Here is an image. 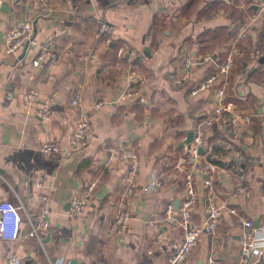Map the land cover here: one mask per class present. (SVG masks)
Here are the masks:
<instances>
[{
  "label": "crops",
  "instance_id": "crops-1",
  "mask_svg": "<svg viewBox=\"0 0 264 264\" xmlns=\"http://www.w3.org/2000/svg\"><path fill=\"white\" fill-rule=\"evenodd\" d=\"M3 1L6 5H2ZM188 1L47 0L41 4L40 0H0V200L21 202L31 214L40 209L42 203L37 195L43 191L48 195L50 210V225L39 237L27 234L29 226L21 212L17 238L0 239V264H5L10 251L21 257L22 264H165L171 237L181 231L175 223L162 220L159 227L165 230V238L155 242V231L147 220L163 216L167 202L182 191L181 179L173 178L172 162L186 156L187 149L182 144L187 132L211 107V93L199 92L193 98L189 91L212 71V65L193 66L185 84L176 85L174 75L183 54L196 58L213 53L222 58L227 36L247 13L259 10L263 3L219 0L218 9L208 10L205 5L213 0H200L189 12L185 10ZM203 8L206 13L198 14ZM24 18L32 21L35 36L58 52L55 66L47 67L44 61L32 65L35 49L24 44L18 48L16 57H21L14 63L3 61L16 58L4 51L6 30ZM100 21L114 28L109 41L99 32ZM258 23L263 27L264 8ZM219 27H224L221 43L210 47L209 41L203 42L207 37L201 40L205 30ZM260 33L251 32L247 43L259 44ZM123 43L137 51L133 60L118 54ZM255 72L260 73L255 65L238 60L225 89L226 100L238 112L253 114L252 122L239 123L237 133L227 116L216 128L224 134L219 138L235 137L236 147L249 156L250 163L245 166L249 196L241 200L239 211L257 224L264 222V83L262 77L256 79ZM31 87L38 89L39 99L28 107L21 94ZM127 88L139 91L146 102L128 96ZM73 97L88 107L91 125L90 138L76 149L67 147L76 119L69 103ZM96 101H101L99 107L93 106ZM41 103L51 111L46 122L35 113ZM213 129L205 133L207 142ZM46 133L60 145V154L43 155L39 151ZM120 142L135 146L138 153L137 185L129 199L126 230L109 236L105 227L126 185L125 163L109 152ZM215 149L218 157L212 162L219 161L214 164L230 170V153L221 146ZM38 173L44 179L40 189L29 183L30 177ZM150 175L157 177L161 185L144 194ZM219 178L220 171L213 176L216 193L211 200L216 205L226 197ZM88 183H94L89 204L80 215H71L69 198ZM195 186L198 199L193 221L199 223L205 217L209 191L200 177ZM232 226L236 228V219ZM227 228L224 218L215 235L201 234L181 264H206L211 249L215 264H252L241 262L236 243H224Z\"/></svg>",
  "mask_w": 264,
  "mask_h": 264
},
{
  "label": "built area",
  "instance_id": "built-area-1",
  "mask_svg": "<svg viewBox=\"0 0 264 264\" xmlns=\"http://www.w3.org/2000/svg\"><path fill=\"white\" fill-rule=\"evenodd\" d=\"M228 3L229 0H220ZM259 10L247 13L241 21L238 22L237 28L227 36L222 48V58L213 53H206L202 57L193 58L183 54L180 67L174 75L173 82L176 85L185 84L189 78L193 66L210 63L212 71L203 78L199 79L190 89L189 94L195 97L199 92L211 93V107L203 118H201L192 129V137L188 143L183 142L187 154L184 158H176L172 162L173 178H180L182 191L178 197L167 202L163 216H154L147 220L149 226L155 231V242H162L165 238V230L161 229L160 222L175 223L180 234L171 237L169 242V252L166 256L165 264H181L185 261L192 248L196 245L201 234L215 235L220 228L221 221L225 218L228 228L224 231L223 241L227 245L237 244L239 257L243 263H264V222L254 223L252 218H246L239 211L243 206L244 198L249 196L248 187L245 184V166L250 163L249 156L236 147L235 137L225 136L216 138L207 142L205 133L208 130L212 132L214 125L221 124L228 116L232 130L238 133L239 123H251L253 114L238 112L234 104L226 100L225 89L230 79L232 69L236 66L237 61L250 62L255 65L261 72L264 83V60H261L264 53L258 46V43L249 45L248 36L251 32H261L262 27L258 23L262 17L264 0ZM41 4H46L47 0H40ZM99 32L106 37V40L112 37L114 28L100 21ZM24 43L31 45L35 49V55L31 59L34 66L44 61L47 67H53L59 60V54L53 45L44 40L38 39L33 32V24L30 19H22L17 23H11L5 33L4 51L8 56L17 55V50ZM118 54L133 58L137 51L123 44L117 49ZM126 94L135 100L145 103V98L139 91L133 88H127ZM39 99L38 89L31 87L21 94V100L26 106L31 105ZM74 107L76 119L73 131L67 139V147L76 149L82 147L91 136L90 111L78 97H73L69 101ZM101 101H96L94 107H99ZM36 115L41 121L46 122L50 119V108L47 104L41 103L35 109ZM236 135V134H235ZM234 135V136H235ZM221 146L230 154L231 169L225 167L219 168L212 162L213 158L218 157L215 147ZM200 147L203 151H200ZM39 151L43 155H56L62 152L59 144L50 139L48 133L39 145ZM110 156H116L125 163L124 180L126 182L122 197L116 202L114 215L111 222L105 227V233L109 236L122 234L129 223L130 211L128 209L129 199L133 195L136 187L135 175L139 167V156L135 146L131 144L118 143L109 150ZM189 164V166H188ZM220 181L225 187L226 197L218 205L212 203L211 197L215 196L213 189V176L219 174ZM200 177L201 184L209 191V200L205 205V217L202 222L193 221L194 208L198 199V189L196 178ZM29 183L32 187L40 189L43 186L44 179L42 174H33ZM161 185L157 177L149 176L148 182L143 187L144 194L158 188ZM94 183H88L86 187L78 194L73 195L68 201V211L71 215H80L91 200V194ZM38 199L42 203L40 209L35 213H29L20 202L13 203L9 199L0 200V239L13 240L19 234L22 220L21 212L24 211L29 229V236H40L42 231L48 229L49 208L47 206L48 195L45 192L38 193ZM237 226L233 227L234 219ZM228 230V231H227ZM236 230V231H233ZM214 249L207 257L206 264H215ZM5 264H22L21 257L14 251H10L5 259ZM63 264H70L65 261Z\"/></svg>",
  "mask_w": 264,
  "mask_h": 264
},
{
  "label": "trees",
  "instance_id": "trees-1",
  "mask_svg": "<svg viewBox=\"0 0 264 264\" xmlns=\"http://www.w3.org/2000/svg\"><path fill=\"white\" fill-rule=\"evenodd\" d=\"M199 1L200 0H189L186 3L185 10L189 11V12L195 10V8H196V6H197ZM205 6L208 8V10L211 9V8L218 9L220 7L219 0H213L211 2H208ZM223 7L225 9H227V10L228 9L232 10L231 6L223 4ZM206 11H207V9L203 8L201 11H198V14H201L202 12L206 13ZM156 21H157V19H156ZM223 29H224V27H219V28H214V29H210V30H205V32L201 36V40L203 39V37H207L208 39L207 40L203 39V42H208L209 41L211 43L210 47H214L216 44L221 43L223 41V39H224V33L222 31ZM123 44H121L120 46H122ZM258 46H259V48H262L264 50V25H263L261 33H260V39H259ZM255 73H256L255 74L256 75V79L259 80V78L262 75L261 72L260 73L259 72L258 73L255 72ZM250 77L251 78H255L253 74H251ZM213 130H214L213 131L214 132L213 135H211V137L208 138L210 141L214 140L217 137H223L224 136L223 132L218 130L215 125H214V129ZM214 162L215 163L216 162L220 163L219 161H214ZM257 264H264V263L259 262Z\"/></svg>",
  "mask_w": 264,
  "mask_h": 264
},
{
  "label": "water",
  "instance_id": "water-1",
  "mask_svg": "<svg viewBox=\"0 0 264 264\" xmlns=\"http://www.w3.org/2000/svg\"><path fill=\"white\" fill-rule=\"evenodd\" d=\"M2 5H6L5 1H3ZM24 46L26 47V46H27V43H24ZM19 57H21V55H19V56L16 57L15 59L4 58L3 61H4L5 63H14ZM263 57H264V55H263ZM262 59H263V58H261V60H262ZM191 137H192V130H189V131L187 132V135H186V137H185V139H184L183 142L188 143V142L191 140ZM200 151H201V152L203 151V149H202L201 147H200ZM70 264H73V262L70 261Z\"/></svg>",
  "mask_w": 264,
  "mask_h": 264
}]
</instances>
